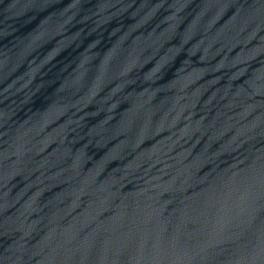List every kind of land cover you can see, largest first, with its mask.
I'll return each instance as SVG.
<instances>
[{"label": "water", "instance_id": "obj_1", "mask_svg": "<svg viewBox=\"0 0 264 264\" xmlns=\"http://www.w3.org/2000/svg\"><path fill=\"white\" fill-rule=\"evenodd\" d=\"M0 264H264V0H0Z\"/></svg>", "mask_w": 264, "mask_h": 264}]
</instances>
